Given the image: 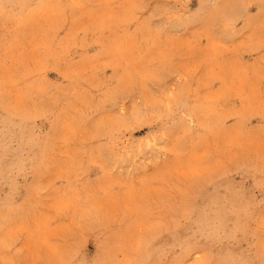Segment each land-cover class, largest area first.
<instances>
[{"label":"rangeland","instance_id":"obj_1","mask_svg":"<svg viewBox=\"0 0 264 264\" xmlns=\"http://www.w3.org/2000/svg\"><path fill=\"white\" fill-rule=\"evenodd\" d=\"M0 264H264V0H0Z\"/></svg>","mask_w":264,"mask_h":264},{"label":"bare ground","instance_id":"obj_2","mask_svg":"<svg viewBox=\"0 0 264 264\" xmlns=\"http://www.w3.org/2000/svg\"><path fill=\"white\" fill-rule=\"evenodd\" d=\"M211 236V235H210ZM193 249H191V251H192ZM149 258V257H148ZM210 262V261H209Z\"/></svg>","mask_w":264,"mask_h":264}]
</instances>
